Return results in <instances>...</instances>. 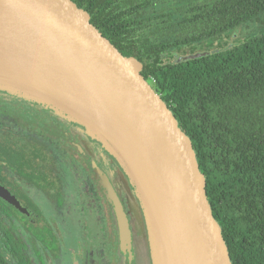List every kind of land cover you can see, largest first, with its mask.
I'll list each match as a JSON object with an SVG mask.
<instances>
[{
    "label": "water",
    "instance_id": "water-1",
    "mask_svg": "<svg viewBox=\"0 0 264 264\" xmlns=\"http://www.w3.org/2000/svg\"><path fill=\"white\" fill-rule=\"evenodd\" d=\"M0 61L11 69L0 75L1 90L82 126L118 163L145 215L150 264H232L189 136L141 74L142 63L122 55L86 11L72 0H0ZM94 168L128 251L122 205L103 170ZM0 197L19 207L1 185Z\"/></svg>",
    "mask_w": 264,
    "mask_h": 264
},
{
    "label": "trees",
    "instance_id": "trees-1",
    "mask_svg": "<svg viewBox=\"0 0 264 264\" xmlns=\"http://www.w3.org/2000/svg\"><path fill=\"white\" fill-rule=\"evenodd\" d=\"M72 1L122 55L142 63L141 74L189 136L232 264H264V28L206 56L177 62L172 55L226 45L231 30L264 14V0ZM2 161L59 196L42 145L16 148L0 138V171ZM12 251L0 252V264H18Z\"/></svg>",
    "mask_w": 264,
    "mask_h": 264
},
{
    "label": "rangeland",
    "instance_id": "rangeland-1",
    "mask_svg": "<svg viewBox=\"0 0 264 264\" xmlns=\"http://www.w3.org/2000/svg\"><path fill=\"white\" fill-rule=\"evenodd\" d=\"M262 28H264V14L231 30L226 39L221 41L222 44L226 45L219 48L237 43L258 33ZM188 52L183 49L172 52V55L177 58ZM66 124L63 120H59L52 110L42 104L0 89V138L16 141V146L26 147L28 144H42L45 151L54 156L58 173L63 177L66 186L64 190L70 195L73 202L71 215L59 214L58 216L51 202L36 188L30 186L31 193L28 194L32 196L34 203L46 219L54 217L52 220L58 224V231L62 236V240L56 242V248L60 252V262H54V264H73L71 263L72 249L77 257L80 253L83 255L82 260L81 258L76 260L77 264H82V261L84 263V258L89 260L87 253L93 250H100V254L93 256L94 260L98 264H106L105 262L112 253L107 243V234L113 228V220L110 216L111 224H109L103 218L105 207L104 201L101 199L103 190L99 189V191L87 171L82 170L80 159L74 153L71 144V140L75 141V137L78 140V135L72 127H68ZM73 124L79 126L76 123ZM67 136L71 139H68ZM81 144L85 149L87 147L86 139H83ZM86 154L88 153L86 152ZM86 154L84 153V155ZM99 160L101 161V159ZM101 162L105 164V161L102 160ZM110 171L114 180L115 191L120 200L124 202L126 212L133 225V235L137 241V253L143 254L146 264H150L149 242L145 237V215L138 196L128 178V180L125 179L120 172H115L111 167ZM21 182L23 190H27L28 185L23 181ZM31 214L34 212H28L25 216L30 217ZM16 224L20 229V222L16 221ZM39 247L44 252V258L52 259L51 255L48 254L49 251L44 250L42 244ZM41 257L43 260V256Z\"/></svg>",
    "mask_w": 264,
    "mask_h": 264
},
{
    "label": "flooded vegetation",
    "instance_id": "flooded-vegetation-1",
    "mask_svg": "<svg viewBox=\"0 0 264 264\" xmlns=\"http://www.w3.org/2000/svg\"><path fill=\"white\" fill-rule=\"evenodd\" d=\"M57 118L59 120H63L65 124L67 123L66 126L68 125V127H72L76 131L75 133L76 135H78V140L76 139L77 137H75V141L71 140V144L74 148V153H76L77 157L80 159L79 161L82 166V170L87 171L88 175L91 176L92 181L94 182L98 190L99 189L103 190L102 193L101 192L100 193L103 196L101 199H103L105 205L103 210L104 220L106 221V223L109 224H111L109 221L110 216L113 220V224H112L113 228H111V230L107 234L108 237L107 243L110 249L112 250V253L105 263L106 264H146V259L144 255L143 254L140 255L139 253H137L138 250L136 245L137 241L133 235V225L126 212L124 202L120 200V198L118 197L115 191L114 180L112 178L110 167L111 169H114L115 172H120L125 177V179H127V176L120 168L118 163H116L115 160L97 142L92 140L86 134L82 126H77L72 122H68L59 117ZM67 138L71 139L69 136H67ZM2 139L3 138H1V140ZM83 139H86L87 141V147H85V149L82 147L83 145L81 144ZM4 140L10 143L11 145L15 146L16 148L27 149L29 146L36 145V144H32V145L28 144L26 147L16 146L15 145L16 141H11L6 138ZM40 145H36V146H40ZM77 146H79V149L77 148ZM86 152L88 154H86ZM84 153L86 155H84ZM47 155L52 160V164H53L52 172L54 174V181L57 182L56 186H58V190H60L59 196L55 195L54 188H50V190H45L37 187L32 183H29L26 179L21 178L15 172L10 170L9 165L5 161H2V165L4 166V168L1 169L0 174H2L4 178L0 180V185L4 189H6L9 192V194L12 195L18 201L19 207L14 206L10 202L0 197V199L4 201V203L0 202L1 209L2 208L5 209V211L0 212V252L7 254L9 253L10 255L13 252L12 249H14L15 251H17L18 264H48V263L54 264V262L56 263L60 262V252L56 248L57 247L56 242L58 240L59 241L62 240V236L61 233H59L58 231V227H57L58 224L54 220H52L54 219V217L46 219L43 213L40 211L39 207L34 203L32 196L28 194L31 193L30 186L32 188H36L39 192H41V194L44 195V197L49 202H51L54 211L56 212V215L57 214L58 216L59 214L65 216L71 215V212L73 210L72 209L73 202L71 200L70 195L67 194L64 190L66 186L63 182V177H61L58 173V167L55 162L54 156H51L48 153ZM99 159H101V161L102 160L105 161V164L101 162ZM94 164L98 165V167H100L103 170V172L106 174L107 178L109 179L110 183L113 186V190L116 196L118 197L122 205L130 233V245L128 246L129 247L128 251L124 250L121 247L116 216L112 204L106 198L105 189L100 185L99 180L96 178ZM21 181H23L28 185L27 190H23ZM62 182L64 185L62 184ZM15 192L22 193L23 195H25L31 204L26 203L24 201V198L21 197L19 198L17 195H15ZM7 205L11 206L12 209L9 208ZM7 212L10 213L7 214ZM28 212H34V214H31L30 217H26L25 215H27ZM16 221L20 222L21 224L20 229L17 227ZM8 232H10L14 236L12 237L14 241H12L11 243L8 240V236H7ZM40 244L43 245L44 250L49 251L48 254L51 255L54 261L51 258L48 259L44 258V252L39 247ZM71 253L73 257V258L71 257V263L77 264L76 260H80V258L81 260L83 259L82 253L79 254V257L75 255L73 249L71 250ZM103 253H105L104 250ZM95 254H100V250H96V251L93 250L87 253V256H89V260L88 258H84V263L82 261V264H98L97 261H95L93 258ZM41 256H43V260L41 259L42 258Z\"/></svg>",
    "mask_w": 264,
    "mask_h": 264
},
{
    "label": "bare ground",
    "instance_id": "bare-ground-1",
    "mask_svg": "<svg viewBox=\"0 0 264 264\" xmlns=\"http://www.w3.org/2000/svg\"><path fill=\"white\" fill-rule=\"evenodd\" d=\"M10 70L11 69H10V66L8 64L4 63V61H0V75L1 76H6ZM20 85L23 87H26L23 83H20Z\"/></svg>",
    "mask_w": 264,
    "mask_h": 264
}]
</instances>
